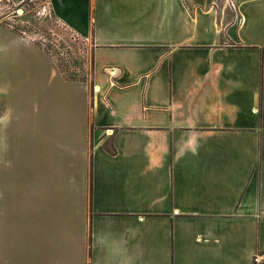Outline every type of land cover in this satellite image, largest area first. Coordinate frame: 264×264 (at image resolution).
<instances>
[{
	"label": "crops",
	"instance_id": "1",
	"mask_svg": "<svg viewBox=\"0 0 264 264\" xmlns=\"http://www.w3.org/2000/svg\"><path fill=\"white\" fill-rule=\"evenodd\" d=\"M48 3L91 71L0 27V264H254L264 0Z\"/></svg>",
	"mask_w": 264,
	"mask_h": 264
},
{
	"label": "rangeland",
	"instance_id": "2",
	"mask_svg": "<svg viewBox=\"0 0 264 264\" xmlns=\"http://www.w3.org/2000/svg\"><path fill=\"white\" fill-rule=\"evenodd\" d=\"M47 2L48 0H0V27L38 44L66 76L89 79V41L80 39L60 26L50 10H45ZM87 48L89 54L86 53Z\"/></svg>",
	"mask_w": 264,
	"mask_h": 264
},
{
	"label": "built area",
	"instance_id": "3",
	"mask_svg": "<svg viewBox=\"0 0 264 264\" xmlns=\"http://www.w3.org/2000/svg\"><path fill=\"white\" fill-rule=\"evenodd\" d=\"M229 5H230V7H231L232 9L235 8L233 3L230 2ZM45 10H50V12H51L50 4H49L48 2H47V6H46V9H45ZM45 10H44V11H45ZM239 20H241V19H239ZM84 40L87 41L88 39H84ZM86 53L89 54V49H88V48H87ZM252 261H253L254 264H264V254H261V255H254V256L252 257Z\"/></svg>",
	"mask_w": 264,
	"mask_h": 264
},
{
	"label": "trees",
	"instance_id": "4",
	"mask_svg": "<svg viewBox=\"0 0 264 264\" xmlns=\"http://www.w3.org/2000/svg\"><path fill=\"white\" fill-rule=\"evenodd\" d=\"M56 66H57L59 72L61 73L62 77H63L65 80H69V81H81V82H85V81H86L85 79H74V78H72V77H68V76H66V75L63 73L61 67H60L58 64H56ZM103 146H104V149H105L106 151H108V152H110V153H114V149H113V148H110V146H109V144H108L107 142H105V143L103 144Z\"/></svg>",
	"mask_w": 264,
	"mask_h": 264
}]
</instances>
